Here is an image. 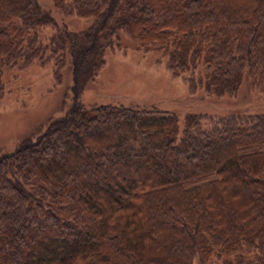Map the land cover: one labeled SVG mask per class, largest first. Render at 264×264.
<instances>
[{"label": "trees", "instance_id": "trees-1", "mask_svg": "<svg viewBox=\"0 0 264 264\" xmlns=\"http://www.w3.org/2000/svg\"><path fill=\"white\" fill-rule=\"evenodd\" d=\"M0 0L3 70L70 58L73 101L0 153V264H264V112L178 115L81 101L123 35L152 43L192 95L264 94V0ZM44 27L55 32L45 42Z\"/></svg>", "mask_w": 264, "mask_h": 264}, {"label": "rangeland", "instance_id": "rangeland-1", "mask_svg": "<svg viewBox=\"0 0 264 264\" xmlns=\"http://www.w3.org/2000/svg\"><path fill=\"white\" fill-rule=\"evenodd\" d=\"M51 12L61 27L81 31L95 16L79 17L61 12L54 0H38ZM55 32L44 27L45 42ZM120 46L109 50L100 72L92 78L83 93L85 105L102 103L127 106L159 107L176 113L184 124L190 114L222 116L232 112H264V94L246 82L236 97H208L204 91L192 95L182 77L167 67L168 57L152 43H143L126 35ZM54 59L47 63L34 61L24 67L4 68V90L0 94V153L14 150L26 137L37 136L55 118L64 115L73 101L70 58L62 69V83L57 84ZM205 264H223L216 257Z\"/></svg>", "mask_w": 264, "mask_h": 264}]
</instances>
